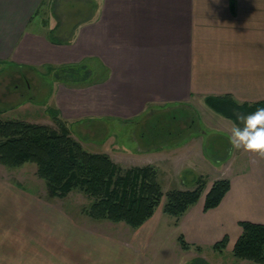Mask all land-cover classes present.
Wrapping results in <instances>:
<instances>
[{
  "label": "crops",
  "instance_id": "obj_1",
  "mask_svg": "<svg viewBox=\"0 0 264 264\" xmlns=\"http://www.w3.org/2000/svg\"><path fill=\"white\" fill-rule=\"evenodd\" d=\"M41 3L0 0V60L47 71L77 66L87 58L95 63L89 66L93 81L59 84L56 107L66 120L128 124L129 144L114 143L102 151L116 162L125 157L132 165L156 167L158 159L174 161L172 151L183 149L196 152L194 168L209 167L207 174L225 164L230 185L220 203L203 210L199 198L171 221L190 243L210 244L224 235L234 242L240 221L264 224V156L236 147L222 129L217 131L229 142L225 159L204 152L202 139L208 135L202 130L151 146L134 133L142 115L170 106L195 107L196 102L217 113L205 103L206 95H229L239 103L264 100V0H94L93 22L63 43L43 29L29 28ZM226 119L221 120L238 125ZM146 155L156 160H145ZM42 187L35 193L13 183L0 186V264L143 263L133 250L153 238L156 226L154 231L146 227L152 218L122 238L115 228L99 229L101 220L70 214L63 198L47 197ZM12 205L26 210L15 214L8 210Z\"/></svg>",
  "mask_w": 264,
  "mask_h": 264
},
{
  "label": "rangeland",
  "instance_id": "obj_2",
  "mask_svg": "<svg viewBox=\"0 0 264 264\" xmlns=\"http://www.w3.org/2000/svg\"><path fill=\"white\" fill-rule=\"evenodd\" d=\"M93 5L94 0H42L37 14L33 16V20L30 22L29 28L38 30L43 29L47 33V37L55 42L63 43L72 40L77 36L79 28L93 22ZM42 19L45 25H41ZM88 29L89 32L87 31V33L92 34V27ZM86 60L87 62L80 63V65L78 64L77 66L72 65L70 68L49 71L45 68H27L0 60V115L5 118H19L54 126L55 122L50 110L54 109L58 114L60 113L56 107V92L59 84L69 81L80 85L84 81L90 82L96 78L89 68V66H91L92 69L95 63H92L89 58ZM192 105L195 107L176 105L170 106L164 110H154L149 114L142 115L139 122H141V124L144 123L149 118L148 116L150 114H157L160 111L167 112L166 115L177 116V118L175 117L173 122H171L173 125H177L179 121L182 124L184 122L187 124L188 122L189 125L184 128L183 134H173L169 138H163L162 140H169L163 141L161 144L169 145L179 139L185 138L188 133L202 130L203 136L205 133L208 135L207 139L206 137L202 139V148L204 152L209 153L213 158L225 159L226 152L229 148L228 138L224 135L225 133L218 132L217 130L222 129L225 130L227 134L232 135L233 129L230 128H234V126L227 123L230 120L224 119L220 114H212V110L210 112L200 103L194 102ZM235 114L237 116V114L246 115L248 113L235 110ZM162 117L163 116L160 115V118ZM221 119L227 120V122ZM96 121L99 120H68L72 135L80 141L85 149L102 152L104 149H110V147L114 148L116 145L119 147L122 144H129L130 135L128 124H121L120 122L117 123L110 120H103L99 124L96 123ZM238 124H241V121H238ZM140 127L142 126L140 125ZM139 130V125L136 129L134 128V133L137 137ZM216 133L222 134L223 137L214 136ZM114 143H116L115 146ZM140 143L142 144L141 141ZM211 143L213 145H210ZM211 147H214L215 150L213 151ZM185 153L187 154V151L183 149L181 151H172L175 160L171 162L165 159L160 160L162 158L158 159L156 166L158 179L164 194L172 189H191L194 188L198 180L204 181L205 187L199 197L201 203H197L203 207L205 194L213 181L219 178H226L225 175H223L226 165L223 164L222 167H219L220 171L216 170L213 172V175H210L207 174L208 171H210L209 167L202 168L201 165H199L198 169L194 168L195 161H198L196 152L187 155ZM169 155L171 154H166V156ZM144 159L156 160V155H146ZM166 159L169 158L166 157ZM145 160L135 162L140 163ZM117 163L123 168L132 166L131 159H125V157L119 158ZM229 163L230 160L226 161L227 165ZM201 168L204 170L200 171ZM43 182L41 178L35 175L34 163L27 162L18 168H7L0 164V186L13 183L36 193L38 192L37 189H39V186H44ZM2 195L3 192L0 191V199ZM61 198L66 202L70 214H85L84 209L88 205L89 200L82 192L73 190L68 195ZM164 200L165 197L162 198L161 203L149 217L152 218V221L146 225L147 229H151L152 231H154L153 228L156 226L155 232L152 234L153 238L150 243L148 242L149 245L147 242H144L143 246L137 245L134 247L133 253H135V258L138 260L142 257V264H252L248 262V260L239 259L232 254L235 240L234 242L228 240L225 247L221 250L212 248L211 245L213 243L202 245L194 243L197 246L190 245L188 247H182L177 239L179 235H182L186 242H190L187 241L188 239L186 240L181 232L177 231L172 226L171 221L175 218L176 222L187 210L179 217L169 215L162 210ZM10 207H8V210L15 214L26 210V208L21 207V205H12ZM3 210H7V205L3 207ZM158 215H160V218L157 220ZM96 220H101L100 223H96L99 225V229L109 231L115 228L118 231L119 237L121 236L122 238L124 234H126V231L138 228H131L123 221L113 222L107 219ZM127 241L130 242L131 240Z\"/></svg>",
  "mask_w": 264,
  "mask_h": 264
},
{
  "label": "trees",
  "instance_id": "obj_3",
  "mask_svg": "<svg viewBox=\"0 0 264 264\" xmlns=\"http://www.w3.org/2000/svg\"><path fill=\"white\" fill-rule=\"evenodd\" d=\"M204 100L215 112L235 122H238L235 110L251 113L264 107V100L239 103L229 95H206ZM50 112L54 126L0 115V164L18 168L27 162L34 163L35 175L44 181L47 197L61 198L78 190L89 200L85 214L94 219L123 221L131 228L144 223L163 197V212L176 217L198 201L205 187L204 181L198 180L191 189H172L164 194L154 165L123 168L106 152L85 149L72 135L68 120L54 109ZM166 113H152L140 124L142 127L139 125L138 137L144 146L158 145L169 140L163 138L184 133L188 122L182 124L179 121L173 125L171 122L177 116ZM229 185L227 178L214 180L205 194L203 209L217 206ZM239 224L241 232L232 254L252 264H264V224L246 220ZM177 239L182 247L197 246L186 242L182 235ZM227 241L228 237L224 235L211 246L221 250Z\"/></svg>",
  "mask_w": 264,
  "mask_h": 264
},
{
  "label": "clouds",
  "instance_id": "obj_4",
  "mask_svg": "<svg viewBox=\"0 0 264 264\" xmlns=\"http://www.w3.org/2000/svg\"><path fill=\"white\" fill-rule=\"evenodd\" d=\"M236 119L241 124L233 128L231 142L236 147L264 156V107H258L246 115L237 114Z\"/></svg>",
  "mask_w": 264,
  "mask_h": 264
}]
</instances>
